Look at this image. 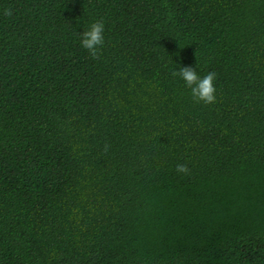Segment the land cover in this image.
I'll use <instances>...</instances> for the list:
<instances>
[{"label":"trees","instance_id":"trees-1","mask_svg":"<svg viewBox=\"0 0 264 264\" xmlns=\"http://www.w3.org/2000/svg\"><path fill=\"white\" fill-rule=\"evenodd\" d=\"M0 264H264V0H0Z\"/></svg>","mask_w":264,"mask_h":264},{"label":"clouds","instance_id":"clouds-1","mask_svg":"<svg viewBox=\"0 0 264 264\" xmlns=\"http://www.w3.org/2000/svg\"><path fill=\"white\" fill-rule=\"evenodd\" d=\"M3 14L11 17L13 10L11 8L5 9ZM104 31V23L96 21L80 34L81 47L87 51L93 60L99 59L101 56V49L105 44ZM171 75L173 78L178 77L183 81L184 86L190 90L193 103L204 106H213L217 103L216 72H208L201 77L197 70L192 67H181L179 71H172ZM105 147L107 148V146ZM175 170L178 174L187 175L189 172L186 164H177Z\"/></svg>","mask_w":264,"mask_h":264}]
</instances>
